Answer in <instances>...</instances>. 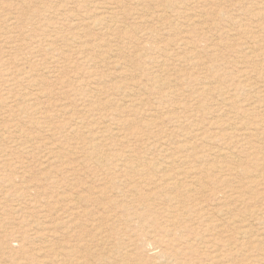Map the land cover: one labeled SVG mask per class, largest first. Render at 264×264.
Listing matches in <instances>:
<instances>
[{"label":"rangeland","instance_id":"rangeland-1","mask_svg":"<svg viewBox=\"0 0 264 264\" xmlns=\"http://www.w3.org/2000/svg\"><path fill=\"white\" fill-rule=\"evenodd\" d=\"M263 11L0 0V264H264Z\"/></svg>","mask_w":264,"mask_h":264},{"label":"bare ground","instance_id":"bare-ground-1","mask_svg":"<svg viewBox=\"0 0 264 264\" xmlns=\"http://www.w3.org/2000/svg\"><path fill=\"white\" fill-rule=\"evenodd\" d=\"M142 1H143V0H142ZM140 2H141V1H140ZM151 2L155 3V2H157V1H155V2H154V1H151ZM83 3H84V2H83ZM86 3H87V2H86ZM135 3H136V2H135ZM141 3H142V2H141ZM153 3H152V4H153ZM71 4H72V3H71ZM74 4H75V3H74ZM74 4H73V5H74ZM114 4H115V3H114ZM81 5H82V3H81ZM115 5H116V4H115ZM134 5H135V4H134ZM149 5H150V4H149ZM155 5H156V3H155ZM74 6H76V4H75ZM83 6H84V5H83ZM87 6H89V5H87ZM140 6H141V5H140ZM152 6H154V5H152ZM80 7H81V6H80ZM115 7H116V6H115ZM78 8H79V7H77V9H78ZM136 8H137V6H136ZM136 8H135V9H136ZM86 9H87V8H86ZM86 9H85V11H86ZM108 9H109L110 11L106 12V16H105V17H102L101 19H99V17H98V19L100 20V24H104V25H105V24H108V22L113 21L114 11H112V10L110 9V7H109ZM115 9L117 10V8H115ZM137 9H139V8H137ZM142 9H143V8H142ZM89 10H90V9H88V11H89ZM139 10H140V12H141V8H140ZM151 10H152V9H151ZM160 10H161V9H160ZM160 10H158V11H160ZM163 10H164V9H163ZM80 12H82V11H80ZM83 12H84V11H83ZM83 12H82V14H83ZM86 12H87V11H86ZM92 12H93V11H92ZM135 12H136V11H135ZM150 12H151V11H150ZM162 12H163V11H162ZM263 12H264V11H263ZM84 13H85V12H84ZM89 13H91V12H89ZM115 13H116V11H115ZM11 14H12V13H11ZM60 14H61V13H60ZM86 14L88 15V13H86ZM141 14H142V13H141ZM161 14H162V13H161ZM218 14H219V13H218ZM8 15H9V13H8ZM74 15H75V14H74ZM136 15H137V14H136ZM144 15H145V14H144ZM151 15H152V14H151ZM13 16H15V15H13ZM138 16H139V15H138ZM142 16H143V15H142ZM147 16H148V15H147ZM160 16H161V15H160ZM258 16H259V15H258ZM73 17H74V16H73ZM95 17H96V16H95ZM134 17H136V16H134ZM140 17H141V15H140ZM161 17H162V16H161ZM161 17H160V18H161ZM202 17H203V16H202ZM7 18H8V17H7ZM81 18H82V17H81ZM144 18H145V17H144ZM154 18H155V17L153 16V19H154ZM160 18H158V19H160ZM14 19H15V18H14ZM95 19H96V18H95ZM258 19H260V18L258 17ZM8 20H9V18H8ZM8 20H7V21H8ZM17 20H18V18H17ZM17 20H15V22H16ZM75 20H76V19H75ZM75 20H74V21H75ZM80 20H81V19H80ZM83 20H84V19H83ZM83 20H82V23H83ZM85 20H86V19H85ZM87 20H88V19H87ZM93 20H94V19H93ZM137 20H138V19H137ZM146 20H147V18H146ZM162 20H163V19H162ZM147 21H148V20H147ZM160 21H161V19H160ZM164 21H165V19H164ZM166 21H167V20H166ZM13 22H14V21H13ZM76 22H79V20L76 21ZM76 22H75V23H76ZM84 22H85V21H84ZM95 22H96V21H95ZM152 22H153V21H152ZM154 22H155V21H154ZM93 23H94V21H93ZM112 23H113V22H112ZM148 23H151V22H148ZM158 23H160V22L158 21ZM80 24H81V23H80ZM80 24H79V25H80ZM85 24H86V23H85ZM100 24H99V25H100ZM113 24H114V23H113ZM135 24H136V23H135ZM138 24H139V23H138ZM145 24H147V22H146ZM145 24H144V25H145ZM13 25H14V24H13ZM13 25H12V26H13ZM93 25H95V24H93ZM109 25H110V24H109ZM114 25H116V24H114ZM139 25H141V24H139ZM147 25H148V24H147ZM155 25H156V24H155ZM155 25H154V26H155ZM81 26H82V25H81ZM83 26H84V25H83ZM96 26H97V25H96ZM106 26L108 27V25H106ZM111 26H112V25H111ZM156 26H157V25H156ZM112 27H113V26H112ZM115 27H116V26H115ZM125 27H126V26H125ZM203 27H204V26H203ZM234 27H235V25H234ZM133 28H134V27H133ZM133 28H132V29H133ZM235 28H236V27H235ZM103 29H104V28H103ZM109 29H110V28H109ZM124 29H126V28H124ZM124 29H123V30H124ZM156 29H157V28H156ZM164 29H165V28H164ZM250 29H251V28H250ZM254 29H255V28H254ZM261 29H262V28H261ZM11 30H12V29H11ZM54 30H55V29H54ZM54 30H53V32H54V33H55V32L57 33V31H54ZM107 30H108V28H107ZM134 30L136 31V29H134ZM134 30H133V31H134ZM13 31H14V30H13ZM155 31H156V30H155ZM155 31H153V32H155ZM255 31H257V30H255ZM255 31H254V32H255ZM139 32H140V31H139ZM246 32H247V31H246ZM248 32H249V31H248ZM248 32H247V33H248ZM261 32H262V31H261ZM263 32H264V31H263ZM263 32H262V33H263ZM9 33H10V32H9ZM50 33H51V32H50ZM224 33H225V31H224ZM241 33H243V32H241ZM10 34H11V33H10ZM13 34H14V33H13ZM51 34H52V33H51ZM57 34H58V33H57ZM151 34H152V33H151ZM243 34H244V33H243ZM230 35H231V34H230ZM244 35H245V34H244ZM250 35H252V34L250 33ZM254 35H255V34H254ZM77 36H78V35H77ZM247 36H248V35H247ZM60 37H61V36H60ZM250 37H252V36H250ZM54 38H56V36H54ZM57 38H58V37H57ZM72 38H73V37H72ZM76 38H77V37H76ZM79 38H80V37H79ZM79 38H78V39H79ZM248 38H249V37H248ZM58 39L60 40V38H58ZM61 40H62V39H61ZM61 40H60V41H61ZM184 40L186 41V39H184ZM247 40H248V39H247ZM54 41H56V40H54ZM54 41H53V42H54ZM181 41H183V40H181ZM250 41H251V40H248V43H250ZM48 42H49V40L47 41V43H48ZM188 42H189V41H188ZM47 43H46V44H47ZM50 43H51V42H50ZM175 43H176V42H175ZM185 43H186V42H185ZM256 43H257V42H256ZM46 44H45V45H46ZM48 44H49V43H48ZM57 44H58V43H57ZM178 44H179V43H178ZM178 44H177V47H178ZM240 44H242V43H240ZM51 45H52V44H51ZM173 45H174V43H173ZM173 45H172V46H173ZM242 45H243V44H242ZM244 45L246 46L245 42H244ZM244 45H243V46H244ZM257 45H259V44H257ZM46 46H47V45H46ZM169 46H170V45H169ZM245 46H244V47H245ZM47 47H48V46H47ZM51 47H52V46H51ZM254 47H255V46H254ZM166 48H167V47H165L164 49H166ZM246 48H247V47H246ZM11 49H12V48H11ZM49 49H51V48H49ZM158 49H159V48H158ZM161 49L163 50V48H161ZM167 49H168V48H167ZM169 49H170V48H169ZM178 49H179V48H178ZM254 49H255V48H254ZM259 49H260V47H259ZM52 50H53V49H52ZM159 50H160V49H159ZM162 50H160V51H162ZM170 50H172V49H170ZM190 50H191V49H190ZM246 50H248V49H246ZM164 51H165V50H164ZM180 51H181V50H180ZM185 51H186V50H185ZM187 51H189V50H187ZM256 51H257V49H256ZM169 52H170V51H169ZM183 52H184V51H183ZM186 53H187V52H186ZM186 53H185V54H186ZM245 53H247V52H245ZM249 53H250V52H249ZM63 54H64V52H63ZM63 54H62V55H63ZM178 54H179V53H178ZM185 56L187 57L188 55H185ZM189 56H190V54H189ZM112 57H114V56H112ZM112 57H111V58H112ZM63 58H64V57H63ZM107 58H108V57H107ZM187 58H189V57H187ZM190 58H192V57H190ZM190 58H189V59H190ZM67 59H68V58H67ZM87 61H89V60H87ZM189 61H190V60H189ZM113 62H114V60H113ZM118 62H119V61H118ZM120 62H121V61H120ZM123 62H124V61H123ZM160 62H161V61H160ZM5 63H6V62H5ZM112 64H113V63H112ZM116 64H117V62H116ZM125 64H126V63H125ZM162 64H164V63L162 62ZM162 64H161V65H162ZM198 64H199V63H198ZM126 65H127V64H126ZM200 65H201V64H200ZM200 65H199V66H200ZM128 66H129V65H128ZM0 67H1V66H0ZM123 67H124V66H123ZM2 68H3V67H2ZM197 68H198V66H197ZM200 68H201V67H200ZM51 69H52V67H51ZM195 69H196V67H195ZM121 70H122V69H121ZM197 70H198V69H197ZM199 70H200V69H199ZM117 71H118V70H117ZM194 71H195V70H194ZM201 71H202V70H201ZM201 71H199L200 74H201ZM203 71H204V70H203ZM203 71H202V72H203ZM206 71H207V70H206ZM208 71H209V69H208ZM208 71H207V72H208ZM52 72H53V71H52ZM52 72H51V73H52ZM55 72H56V71H55ZM194 73H195V72H194ZM203 73H204V72H203ZM52 74H53V73H52ZM118 74H120V73L118 72ZM195 74H196V73H195ZM120 76H121V75H120ZM203 78H204V76H203ZM205 78H206V77H205ZM157 81H158V80H157ZM165 85H166V84H165ZM166 86H167V85H166ZM164 87H165V86H164ZM114 88H115V86H114ZM114 88H113V89H114ZM209 89H210V88H209ZM209 89H208V90H209ZM37 91H38V90H37ZM169 91H170V90H169ZM94 92H95V91H94ZM38 93H39V92H38ZM171 93H172V92H171ZM174 93H176V92L174 91ZM211 93H212V92H211ZM177 95H178V94H177ZM177 95H176V96H177ZM170 96H171V95H170ZM176 96H175V97H176ZM18 98H19V97H18ZM18 98H17V100H18ZM216 98H217V97H216ZM138 100H139V99H138ZM133 101H134V99H133ZM142 104H144V103H142ZM146 104H147V103H146ZM136 105H138V103H136ZM140 106H141V104H140ZM143 106H144V105H143ZM68 113H69V112H68ZM64 114H65V113H64ZM64 114H63V115H64ZM42 115H43V114H42ZM0 116H1V115H0ZM44 116H45V115H44ZM104 119L106 120L107 118H104ZM187 119H189V118H187ZM99 120H100V119H99ZM108 120H110V119H108ZM185 120H186V119H185ZM180 121H181V120H180ZM186 121H187V120H186ZM1 122H2V121H1ZM0 125H1V124H0ZM103 125H105V124H103ZM111 125H112V124H111ZM8 126H9V125H8ZM14 126H15V125H14ZM107 126H108V125H107ZM153 126H155V125H153ZM183 127H184V126H183ZM15 128H19V127H15ZM101 129H103V131L107 132V127L102 126ZM15 130H16V129H15ZM21 130H22V129H21ZM5 132H7L6 136L4 135ZM182 132H183V131H182ZM182 132H181V133H182ZM15 133H19V134H20V131H13V129H9V128H8L7 130H4V129H1V128H0V144H2V143H4V142H5V143H8L12 138L15 137V136H14ZM178 133H179V132H178ZM178 135H179V134H178ZM30 136H31V135H30ZM39 137H40V136H39ZM247 137H248V136H247ZM247 137H246V138H247ZM19 138H22V139H23V138H24V139L26 138L27 140H29L28 137H24L22 134H20ZM16 139H17V138H16ZM41 139H42V138H41ZM44 140H45V139H44ZM33 141L36 142L35 140H33ZM37 141H38V140H37ZM39 141H41V140H39ZM21 142H22V141H21ZM41 142H42V141H41ZM22 143H23V142H22ZM247 143H248V142H247ZM31 144H34V143H31ZM35 144H37V143H35ZM42 144L45 146L46 143H45V144L42 143ZM163 144H164V143H163ZM22 145H23V144H22ZM43 145H42V146H43ZM16 146H17V145H16ZM36 146H37V145H36ZM48 147H49V146L47 145V147H45L44 149H49ZM156 147H157V146H156ZM261 147H262V146H261ZM33 148H34V147H33ZM33 148L31 147V150H32ZM35 148H36V147H35ZM59 148H60V146H59ZM59 148H58V149H59ZM37 149H38V148H37ZM44 149H43V150H44ZM258 149H260L259 146H258ZM39 150H40V147H39ZM32 151H33V150H32ZM34 151H35V150H34ZM41 151H42V150H41ZM51 151H52V149H51ZM53 152H54V151H53ZM57 152H58V151H57ZM76 152H77V151H76ZM97 155H99V154H97ZM44 156H45V155H44ZM99 156H100V155H99ZM262 156H263V155H262ZM97 160L103 163V161H104L105 159H103L102 157H98ZM263 160H264V159H263ZM238 164H239L238 162L234 161L233 166L237 167ZM131 166H132V164H130V167H131ZM167 166H168V165H167ZM116 167H117V166H116ZM238 167H239V166H238ZM233 169L235 170V168H233ZM171 177H172V176H169V175H168V176H165V177H164V179H165V180H164V183H165V184L167 183L169 186L172 185L171 189L174 190V189H176V188L178 187V185H179V181H177L178 179H176L178 176L176 175V178H175V177L171 178ZM162 180H163V179H162ZM161 182H163V181H161ZM139 183H140V182H139ZM154 183H156V182H154ZM158 185H159V184H158ZM168 185H167V186H168ZM167 186H166V187H167ZM73 197H74V196H73ZM81 198H82V197H81ZM81 198H79V200H80ZM75 199H76V198H75ZM73 201H74V200H73ZM73 201H72V202H73ZM75 201H76V200H75ZM75 201H74V202H75ZM170 202H171V201H170ZM77 203H78V202H77ZM76 205H77V204H76ZM76 205H75V206H76ZM78 207H79V206H78ZM16 210H17V209H16ZM12 211H13V210H12ZM78 211H79V210H78ZM89 211H90V210H89ZM15 213H16V212H15ZM79 213H80V212H79ZM256 213H257V212H256ZM226 214H227V213H226ZM220 215H221V214H220ZM260 215H261V212H260ZM224 216H225V215H224ZM252 216H253V215H252ZM254 216H255V215H254ZM256 216H257V215H256ZM258 216H259V215H258ZM253 218H254V217H252V219H253ZM250 220H251V219H250ZM254 220H255V219H254ZM247 221H249V220L247 219ZM251 222H252V221H251ZM251 222H249V223H251ZM255 223H257V222H255ZM259 223H260V222H259ZM247 224H248V223H247ZM257 225H258V224H257ZM260 225H261V224H260ZM246 226H247V225H246ZM255 226H256V225H255ZM255 226H253V227H255ZM262 226H263V225H262ZM248 227H249V226H248ZM244 228H245V227H244ZM250 228H251V227H250ZM247 229H248V228H247ZM262 230H263V229H262ZM259 231H260V228H259ZM244 232H245V231H244ZM244 232H243V233H244ZM245 233H246V232H245ZM244 236L247 237V234L244 235ZM258 237H259V236H258ZM206 244H207V243H206ZM222 244H224V243H222ZM222 244H221V245H222ZM255 244H256V243H255ZM207 245H208V244H207ZM214 245H215V244H214ZM210 248H211V247H210ZM63 249H64V248H63ZM216 249H217V248H216ZM64 250H65V249H64ZM214 250H215V249H214ZM217 250H218V249H217ZM67 251H68V250H67ZM254 251H255V250H254ZM211 252H212V251H211ZM66 253H67V252H66ZM263 253H264V252H263ZM263 253H262V254H263ZM211 254H212V253H211ZM66 255H67V254H66ZM66 255H65V256H66ZM69 256H70V255H69ZM71 256H72V255H71ZM216 256H217V255H216ZM261 256H262V255H261ZM63 257H64V256H63ZM63 257H62V259H63ZM258 258L261 259L262 257H261V258L258 257ZM258 262H259V261H258ZM218 264H219V263H218ZM250 264H251V263H250Z\"/></svg>","mask_w":264,"mask_h":264}]
</instances>
